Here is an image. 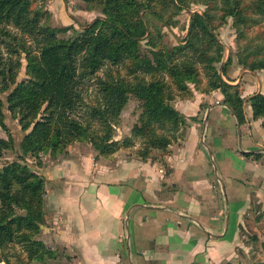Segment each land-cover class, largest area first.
<instances>
[{"label": "trees", "instance_id": "trees-1", "mask_svg": "<svg viewBox=\"0 0 264 264\" xmlns=\"http://www.w3.org/2000/svg\"><path fill=\"white\" fill-rule=\"evenodd\" d=\"M48 1L0 0V92L9 93L7 110L26 133L20 145L23 158H34L40 167L41 154L59 159L69 146L88 142L98 157L110 158L123 149L131 151L134 139L140 138L137 158L164 161L177 138L185 135L188 120L172 103L189 98L190 85L201 94L219 92L239 123L246 122L240 84L224 79L232 57L225 62L216 30L232 18L238 41H247V31L263 23L264 0H203L205 10L192 16L184 42L172 49L149 35L148 18L162 20L170 8L180 12L188 0H80L100 6L103 18L69 39L60 37L68 29L44 24L51 17L43 7ZM218 10L223 14L219 18ZM250 43L239 48L237 64L250 72L264 71V47ZM23 55L27 79L18 84ZM120 68L131 81L114 75L112 69ZM105 70L106 79L97 77L94 104L85 102L86 83ZM131 98L139 103L140 126L133 128L131 138L114 141V126ZM249 103L253 118L263 119L264 130V94L251 97ZM4 109L0 100L3 127ZM13 148L11 137L0 140V158ZM45 195V180L27 164L13 162L0 168V252L22 246L25 257L16 254L15 264L69 258L38 239ZM261 249L264 257V242ZM2 262L13 264L8 257Z\"/></svg>", "mask_w": 264, "mask_h": 264}, {"label": "crops", "instance_id": "crops-1", "mask_svg": "<svg viewBox=\"0 0 264 264\" xmlns=\"http://www.w3.org/2000/svg\"><path fill=\"white\" fill-rule=\"evenodd\" d=\"M226 76L241 86L244 124L219 92L192 89L173 103L188 125L164 161L75 147L43 164L41 239L69 257L54 264H245L249 225L264 242L263 119L249 103L264 71Z\"/></svg>", "mask_w": 264, "mask_h": 264}, {"label": "rangeland", "instance_id": "rangeland-1", "mask_svg": "<svg viewBox=\"0 0 264 264\" xmlns=\"http://www.w3.org/2000/svg\"><path fill=\"white\" fill-rule=\"evenodd\" d=\"M202 2L203 0H188L186 8H184L180 12H178L174 8H170V10L164 15V18L162 20H156L153 17L148 18V25H150L149 35H152V37H154L159 42L161 40L160 43L163 46H166L170 49L182 44L187 36L189 23L192 16L195 13L201 14L205 10V7L202 4ZM38 7L41 8L42 4H39ZM43 7L45 10L51 13L50 19L48 21L45 20L44 24L49 25L50 27L56 29H62V28L68 29V32L66 34L60 36L61 38H65V39L72 38L73 36L76 35L77 31H81L82 29L88 27L96 19L103 18L100 6L90 7L89 5L83 3L80 0H50L46 2ZM175 13L177 15H175ZM215 15L217 16V18H219L223 14L220 12V10H218L215 12ZM225 22H227V24L221 28H218L216 30V34L219 42L224 46L225 49V62L228 60L229 57H232V63H231L232 66L230 65L229 66L230 68L228 67L227 69V71H230V69L233 66L238 67L236 55L239 52V48L240 49L241 47L243 48L246 42L251 40L253 45L251 43L250 44L253 46V48L264 47V20L261 26H258L252 29L251 31H247L249 37L247 41H238V33L237 30H235V28L233 27L232 18H227ZM218 23L220 22L218 21ZM2 52L4 54V57H7L4 46H2ZM26 66L27 63L25 61V56L23 55L22 68L17 78L18 84L27 79ZM112 71L114 75L117 77L119 76L121 78H125L130 81L132 80L127 76V71L123 68H120L119 70L112 69ZM105 75H106V70L101 71L100 73L97 74V76L94 79H91L90 82L86 83L83 89V98L85 99V102L89 104H94L96 97L99 95L97 77L106 79ZM205 84L206 82L204 81V85ZM190 89L196 91L193 85H190ZM8 94L9 93L3 94L0 92V100H2L5 104V109H4L5 126L3 127L2 125H0V140L2 139L8 140V138L11 137L12 140L14 141V148L3 151L2 157L0 158V168L6 166L7 164H11L13 162H20L23 164H27L31 168V170L38 173L45 180V178L41 173V170L43 169L42 168L43 164H45V162H49L50 160H57V159H53L49 154H41L40 161L42 163V166L39 167L37 160H35L34 158L22 157V151L20 145L26 133L22 130V127L19 125L18 120L13 119L12 115L7 110ZM80 114H83V112H81ZM140 115H141V110L139 108V103L134 98H131L128 106L125 108L122 114L119 124L116 127L114 126V130H115L114 141L122 142L126 138H131L133 128L137 125L140 126L139 123ZM93 128L97 129L98 126L94 125ZM134 144H135L134 146L135 148L132 149L131 151L136 152L142 147V140L140 138L134 139ZM76 147H87L89 150L95 152L94 148L89 144V142L87 144L77 145ZM70 148H75V146H69L68 151ZM121 151L125 152L130 150L123 149ZM45 187H46V181H45ZM46 196H47V189L45 195V202H46ZM44 217H45V207H44ZM42 227H41V231H42ZM262 231H264V228H262ZM245 236L246 238L244 240V243L245 245L249 244L251 248L249 250L250 252L248 256L245 255L247 259L245 264H254L258 262H263L264 257L261 249L262 243H259V241H257V236H255V233L252 230V225H249L247 231H245ZM38 239L43 241L41 239V233L38 236ZM21 249L22 246L17 245V246H12L10 249L4 252H0L1 261H3L5 257H8L13 262V264H15L17 262L15 256L16 254H22ZM257 252H259V256L262 257L261 259L258 258ZM22 256L25 257V254H22ZM57 261L58 260H52L47 264H54V262ZM1 264H6V263L2 262ZM33 264H38V263L34 262Z\"/></svg>", "mask_w": 264, "mask_h": 264}]
</instances>
